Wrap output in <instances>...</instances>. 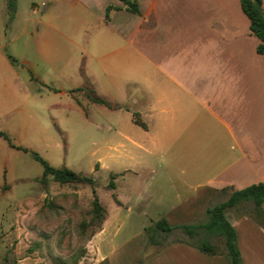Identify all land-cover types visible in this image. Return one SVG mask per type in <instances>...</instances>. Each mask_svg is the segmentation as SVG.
I'll return each instance as SVG.
<instances>
[{"label": "crops", "instance_id": "1", "mask_svg": "<svg viewBox=\"0 0 264 264\" xmlns=\"http://www.w3.org/2000/svg\"><path fill=\"white\" fill-rule=\"evenodd\" d=\"M8 1L0 0V116H11L4 105L17 91L30 95L33 82L53 92L66 80L108 103L85 97V115L93 120L96 107L105 109L125 159H167L190 189L227 199L223 189L264 182V54L241 0H137L139 14L121 0H27L24 11L16 0L12 22ZM25 36L34 58L6 52ZM234 208L226 218L243 263L264 264V217ZM163 261L232 264L225 253L210 256L187 242L169 244L150 262Z\"/></svg>", "mask_w": 264, "mask_h": 264}, {"label": "rangeland", "instance_id": "2", "mask_svg": "<svg viewBox=\"0 0 264 264\" xmlns=\"http://www.w3.org/2000/svg\"><path fill=\"white\" fill-rule=\"evenodd\" d=\"M26 2L21 0L22 11ZM10 34L16 38L19 33L14 28ZM27 41L28 36L22 37L5 50L34 58L32 43L24 46ZM83 60L85 65L86 55ZM58 86L50 92L33 82L30 95L24 90L20 97L17 91L4 105L11 116H0V132L52 167L92 176L95 183L60 184L49 179L43 184L38 181L43 166L32 154L12 150L0 138V264H177L150 262L174 242H209L218 252H226L223 239L206 230L191 236L182 228L156 229L152 242L146 229L151 232L162 219L171 226L205 223L207 210L224 202L226 194L190 189L186 176L171 169L167 159L159 163L146 156L144 165L138 164L139 157L125 159L119 133L107 129L105 109L96 107L93 120L85 115V97L94 102L93 90L73 89L66 80ZM112 175L115 189L109 187ZM93 188L107 211L101 227L94 214ZM239 209L253 211L255 205L244 202Z\"/></svg>", "mask_w": 264, "mask_h": 264}, {"label": "trees", "instance_id": "3", "mask_svg": "<svg viewBox=\"0 0 264 264\" xmlns=\"http://www.w3.org/2000/svg\"><path fill=\"white\" fill-rule=\"evenodd\" d=\"M125 5L126 9L134 14H139V5L137 0H121ZM241 5L244 13L250 19L251 32L260 40L257 51L259 54H264V7L263 0H241ZM113 7H109L107 11V18L109 19L110 11ZM118 9V8H117ZM16 12V0L8 1V15L12 19ZM94 102L99 104L108 105L106 101L95 96L93 98ZM138 119H136V122ZM140 122V121H138ZM141 124V122H140ZM10 146L16 150H20L24 153H31L34 160L40 163L43 166V175L38 178L43 184H47L49 179L54 180L60 184H79V183H89L94 185L95 180L92 176H86L82 173L74 172L71 169L66 167L64 168H54L46 160H44L38 153L31 151L25 147L17 146L12 143L11 139L4 135ZM115 175H112V181L109 184V187L115 189V183L113 181ZM231 192L229 198L222 202L216 204L214 207L207 210L208 221L198 225H183V226H171L166 219H162L157 222L155 229L151 232L146 229L147 234L150 237V240L154 242V233L157 230L164 232H171L175 228L184 229L189 235L193 236L200 230H206L207 233L221 237L225 244V254H227L232 264H244L242 255L237 242V233L235 228L226 218V211L230 208L238 207L244 202H253L255 205L254 213L257 219H262L264 217L263 204H264V182L259 184L251 185L242 190H234L233 188L223 189V192ZM93 206L94 214L99 219L100 224L98 227H101L106 219L107 211L104 206L99 201L96 190L93 188ZM196 247L204 254L210 256L222 255L217 251L215 245L209 242H203Z\"/></svg>", "mask_w": 264, "mask_h": 264}]
</instances>
